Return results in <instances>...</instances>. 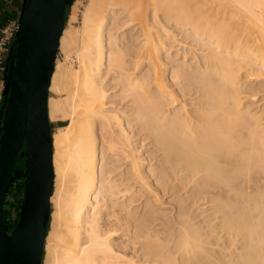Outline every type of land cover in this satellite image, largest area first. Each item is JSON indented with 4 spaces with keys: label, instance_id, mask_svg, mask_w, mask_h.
<instances>
[{
    "label": "bare ground",
    "instance_id": "6f19581e",
    "mask_svg": "<svg viewBox=\"0 0 264 264\" xmlns=\"http://www.w3.org/2000/svg\"><path fill=\"white\" fill-rule=\"evenodd\" d=\"M172 27L206 50L199 66L176 62ZM59 49L66 63L56 60L49 90L61 96L48 109L68 124L53 134L45 264H264V134L236 92L244 69L256 70L247 77L264 88V0H90L82 26L64 28ZM177 94L211 107L186 112L182 103L178 111ZM146 140L154 145L147 156ZM154 157L158 181L180 175L173 181L192 193V206L221 212L205 228L229 238V258L207 256L187 215L178 246L153 243L125 194L132 186L155 192V163L145 166Z\"/></svg>",
    "mask_w": 264,
    "mask_h": 264
},
{
    "label": "water",
    "instance_id": "95a60500",
    "mask_svg": "<svg viewBox=\"0 0 264 264\" xmlns=\"http://www.w3.org/2000/svg\"><path fill=\"white\" fill-rule=\"evenodd\" d=\"M69 0H22L6 98L0 110V264H42L54 189L49 89ZM25 146V150L23 149ZM27 157V183L18 222H4L15 164Z\"/></svg>",
    "mask_w": 264,
    "mask_h": 264
},
{
    "label": "rangeland",
    "instance_id": "374dc122",
    "mask_svg": "<svg viewBox=\"0 0 264 264\" xmlns=\"http://www.w3.org/2000/svg\"><path fill=\"white\" fill-rule=\"evenodd\" d=\"M89 3H90V0H69V3H68L69 8L67 10L65 29L71 28V27H78L79 28L82 26L83 13L86 11ZM73 16H76V18H77L76 22H73V20H72ZM175 27L171 28V32L173 30H175ZM178 31H180V30H177V28H176V31H174V33H176V34L174 35V33L172 32L171 35L173 37L175 36V39L177 37V39L181 42L178 41V42L174 43L173 39H170V41L168 42L170 45V47H169L170 52H171V54H173V57L177 56L176 62L179 61V63L181 62V64H182L186 60L187 62L185 61V63H183V64H185V66L187 64L188 66L192 67V69H194V67L199 66L197 63L198 62L197 60L201 55L206 53V50L199 48L200 46L198 45V43L193 41L191 39L192 37H189L190 33H187V35H186V32L180 33L182 36L178 37L179 36ZM122 34H124V33H122ZM183 34L185 35V37H183ZM186 39H188V40H186ZM175 53H177V54L179 53V54L177 55ZM174 55H176V56H174ZM184 56H186L185 59H184ZM57 59H59V61H61L63 63H66L65 54L62 53L60 51V49H59V52L57 55ZM75 63H77V62H75ZM175 63H172L171 65L172 66L178 65V64L174 65ZM170 70H172V69L169 68L168 71H170ZM243 71L240 72V74L238 75L239 76L238 77V83H239L238 89H239V91H236V92H238L237 95H238V98L240 99V103H241L239 108L243 109L244 111L250 110L249 112H251V114L254 113L257 117H259V119H260V121L258 122V125L260 127L259 132L261 133V131H262L261 135H263L264 134V88L259 89V87H257V83L253 82L252 80H249V77H247V75L252 74V72L256 73V70L255 71L251 70L250 73L247 72L248 71L247 69L246 70L244 69ZM145 72H146L145 67H142L138 71V73L136 74L135 77L136 78L139 77V79L143 78ZM203 73H204L203 70H199V71L197 70L196 71L195 75L197 74L196 77L199 78L198 80H201V77H199V76L200 75L203 76ZM246 73H248V74H246ZM152 87L153 86H151V88ZM120 88L122 89L121 86L120 87L117 86V88L115 89V92H117L116 95L121 94L122 90ZM173 91H178V88L177 87L173 88ZM110 92H112V91H110ZM125 95L121 94V96L123 98L125 97ZM179 95H180V93H179ZM60 96L61 95L54 94V93L49 91V98L55 97V99H59ZM126 98H128V97H126ZM194 98H195L194 96L190 97V98H188V96H186V99H185V97L181 96V98H180V96H179L178 100H179V104H181V105L174 107V108L175 109L177 108L176 110H178V111L182 110V107H183L182 103H185L184 104L185 110L187 109L186 112H188V111L192 112V110L195 111L197 109L207 110V108L211 107V105L210 104L208 105V103L205 104L206 106L205 105H203V106L197 105L195 103V101H193ZM190 99L192 101H190ZM127 100L128 99H124V102L125 103L128 102ZM183 101H185V102H183ZM124 102H123V104H124ZM123 104H122V106H123ZM193 104H194V106H193ZM195 104L197 105L196 107H195ZM128 105H129V103L127 105H124L125 108H123V110H126V107ZM170 107H172V106H167V107H165V109L166 110L169 109V110L173 111V109H172L173 107L172 108H170ZM0 120H1V118H0ZM50 123H51V128H52L53 134L57 131V129L59 127H63V126L68 124L67 122L54 121L51 119H50ZM262 137H263L262 139L264 140V135ZM141 138L143 139V137H140V140H142ZM148 143H149V140L144 141L143 142V148L140 151V153L144 154L145 156H147V153H145L147 151V149H152V150L154 149L153 148L154 145H151ZM144 149H146V150H144ZM53 152H54V149H53ZM143 158H147V157L143 156ZM148 160L149 161H145V162H148V163H145L146 164L145 166H147V168H149L152 163H155L154 167L156 166L155 167L156 168L155 177L148 180V183H150L152 180H155V178H156V180L154 181V185L153 184L151 185L153 191L155 190V192H151L152 190H149V189H148L149 190L148 191L146 189V187L140 188V186H132V189L126 190L128 193L125 194V199L128 198L126 200H128V204L130 205V208L133 209V212L136 214L137 217L146 218V219H144V222H145L144 228H146L145 231L151 235V240L153 241V243L156 245H159V246L160 245H168V244L171 247L178 246L177 240L179 241V239L183 238L182 237L183 236V233H182L183 230H181V228L184 224L183 223L184 220L187 218L186 217V215H187L189 217L188 218L189 224L190 225L192 224L194 229L195 228L196 229L201 228L199 233L204 234V235H202V234L197 233V234L201 235V237H203V241L205 240L204 241L205 244L204 243L203 244H204L205 248L208 250L207 256H209L208 254L211 253L212 255H215L219 258H221L222 256H227L229 258L231 256V253H232L231 250L234 251V248H235L233 245H230L229 238L224 234H220V236L216 237L212 233H209L210 230H208L209 227L211 226L210 224L215 225L216 223L219 222V220L216 219V215L218 214V212H216L217 209H216V211L215 210L210 211V209L209 210H208V208L205 209L203 207V205H201L200 203H199V205L192 206L191 205L192 200L191 199L187 200L188 196H190L192 193L191 192L187 193V190L183 189V188H176L175 184L177 181H175V182L173 181L176 177L179 180L180 175L176 176L175 174L170 173L168 179L164 183H162V182L158 181V179L160 178V172H161V169L158 168V162L160 159L155 158L153 161H150V159H148ZM123 164L124 163L122 162V165ZM19 165H20V161L17 160V162L15 164V171H17L18 180H16V182L10 188V191L8 193L9 199L7 202H11V200H14L16 198V195L18 196L19 199H21V197H22V190H20V187L22 186V184L25 183V178L23 177V173L26 170V166L23 165V166L19 167ZM125 167H127V164H124L123 168H125ZM19 175H20V177H19ZM252 176L255 177V175L253 174V175H249V178H251ZM133 188L135 190H133ZM15 191H19L20 193H18V192L15 193ZM53 191H54V189H53ZM149 193H151L152 195ZM127 194H128V197H127ZM261 195H264V193H261ZM9 205H10V203H9ZM200 205H201V208L198 207ZM8 208H10V207H8ZM218 209L222 210L221 207H218ZM205 210H207V212ZM53 211L54 210H53V207L51 204V214ZM213 212L216 213V215H211V214H213ZM8 213L10 214L11 219H14L17 217V209H11L10 208V209H8ZM219 213L220 214H218L217 217L221 215V212H219ZM181 216L182 217L184 216L185 218L184 217L182 218ZM208 219H210V221ZM208 223H210V224H208ZM205 225H207L208 229L205 228L206 227ZM50 230H51V220L49 222V228H48L47 236H48ZM201 231H204V232L206 231L205 233L208 232V234L205 235V233L201 232ZM201 240H202V238H201ZM175 250L176 249L173 248V251H175ZM45 258H46V255H45V250H44V256H43V263L42 264H45ZM214 260H217V259L214 258Z\"/></svg>",
    "mask_w": 264,
    "mask_h": 264
},
{
    "label": "built area",
    "instance_id": "2783aa9c",
    "mask_svg": "<svg viewBox=\"0 0 264 264\" xmlns=\"http://www.w3.org/2000/svg\"><path fill=\"white\" fill-rule=\"evenodd\" d=\"M18 27L19 14L18 16L9 19L0 27V110L2 109L6 98L5 91L8 86V76L11 72V56L12 50L15 49L16 46V33ZM10 188L8 189L6 195H8ZM23 197L24 192H22V198Z\"/></svg>",
    "mask_w": 264,
    "mask_h": 264
},
{
    "label": "trees",
    "instance_id": "16d2710c",
    "mask_svg": "<svg viewBox=\"0 0 264 264\" xmlns=\"http://www.w3.org/2000/svg\"><path fill=\"white\" fill-rule=\"evenodd\" d=\"M68 8H69V5H67V9H66V18H67V10H68ZM65 22H66V20H65ZM22 150H25V146H23ZM18 161H20L19 167L25 165V161H26L25 156L19 157ZM26 169H27V167H26ZM19 177H20V175H19ZM17 178H18V175H17ZM25 186H26V181L20 187V190H22V192H24ZM17 192L20 193L19 191H15V193H17ZM8 198H9V196L6 195L5 205H4V207H5L4 208V222H5V225L7 227V230L8 231H12V229L16 226V224L18 222L21 206H22V203H23V198L21 197V199H19L18 196L16 195V198L14 200H11V202H7ZM9 203H10V205H9ZM8 207H10L11 209H17V217L16 218H14V219L10 218V214L8 213V209H10V208H8ZM48 228H49V225H48ZM47 232H48V230H47ZM42 263H43V261H42Z\"/></svg>",
    "mask_w": 264,
    "mask_h": 264
},
{
    "label": "crops",
    "instance_id": "0c3cea01",
    "mask_svg": "<svg viewBox=\"0 0 264 264\" xmlns=\"http://www.w3.org/2000/svg\"><path fill=\"white\" fill-rule=\"evenodd\" d=\"M21 0H0V27L9 19L18 16Z\"/></svg>",
    "mask_w": 264,
    "mask_h": 264
},
{
    "label": "flooded vegetation",
    "instance_id": "af4514ba",
    "mask_svg": "<svg viewBox=\"0 0 264 264\" xmlns=\"http://www.w3.org/2000/svg\"><path fill=\"white\" fill-rule=\"evenodd\" d=\"M0 125H1V120H0ZM25 158H26V161H25V166L27 167V169L25 170V172L23 173V177L25 178V181H26V183H27V173H28V166H27V164H26V162H27V157L25 156ZM14 175H16V178H17V171H14V173H13ZM18 179V178H17ZM17 179H15V181H14V183L16 182V180ZM13 183V184H14ZM25 189H26V186H25ZM24 193H25V190H24ZM23 200H24V197H23ZM15 228V227H14ZM13 228V229H14ZM12 229V230H13ZM9 232H11V231H9Z\"/></svg>",
    "mask_w": 264,
    "mask_h": 264
}]
</instances>
